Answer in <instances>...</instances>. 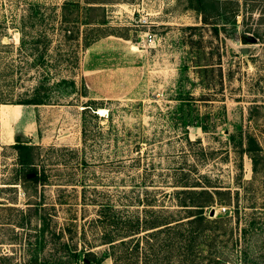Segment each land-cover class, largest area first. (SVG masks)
I'll return each mask as SVG.
<instances>
[{
  "label": "rangeland",
  "instance_id": "1",
  "mask_svg": "<svg viewBox=\"0 0 264 264\" xmlns=\"http://www.w3.org/2000/svg\"><path fill=\"white\" fill-rule=\"evenodd\" d=\"M90 1L0 0V264H61L193 180L264 264V0Z\"/></svg>",
  "mask_w": 264,
  "mask_h": 264
},
{
  "label": "trees",
  "instance_id": "2",
  "mask_svg": "<svg viewBox=\"0 0 264 264\" xmlns=\"http://www.w3.org/2000/svg\"><path fill=\"white\" fill-rule=\"evenodd\" d=\"M88 3L92 2L88 0ZM41 103L33 101L28 104ZM235 141L231 136L232 146L239 151L240 157L249 156L256 172L258 148L255 140L250 137L247 144L241 139V142ZM17 147L25 149L26 146L17 144ZM240 169H243L242 165ZM33 174L34 177L29 180H38L37 173ZM179 186L190 188L177 192L178 195H185L179 198V209L164 216L160 215L159 218L148 216L150 220L145 219L142 222H133L114 209L111 217L114 227L111 226V232L104 230L102 236L97 238L100 240L99 244H88L81 250L65 243L67 255L61 264H105L107 260L112 264H252L246 251H236V247L243 244L241 238L238 239L235 235V229L239 227L238 218L237 221H232L224 216L209 218L205 215L207 208L229 205L230 191L206 185L198 180ZM100 215L107 218L103 212ZM102 221L95 220V226ZM251 226L252 224H248L250 229ZM246 231L243 230V233L246 234ZM245 239L246 236L242 238L244 242ZM102 245H105L103 250H93Z\"/></svg>",
  "mask_w": 264,
  "mask_h": 264
},
{
  "label": "bare ground",
  "instance_id": "3",
  "mask_svg": "<svg viewBox=\"0 0 264 264\" xmlns=\"http://www.w3.org/2000/svg\"><path fill=\"white\" fill-rule=\"evenodd\" d=\"M16 107H18V105H16ZM106 113H107V110L99 109V113H98L99 115H105ZM13 114H14L13 111H10V112L3 111L2 112V117H3L4 120H11L12 117L14 118Z\"/></svg>",
  "mask_w": 264,
  "mask_h": 264
},
{
  "label": "built area",
  "instance_id": "4",
  "mask_svg": "<svg viewBox=\"0 0 264 264\" xmlns=\"http://www.w3.org/2000/svg\"><path fill=\"white\" fill-rule=\"evenodd\" d=\"M147 42H152V35L151 34H147V39H146ZM222 210L225 211V208H222Z\"/></svg>",
  "mask_w": 264,
  "mask_h": 264
},
{
  "label": "water",
  "instance_id": "5",
  "mask_svg": "<svg viewBox=\"0 0 264 264\" xmlns=\"http://www.w3.org/2000/svg\"><path fill=\"white\" fill-rule=\"evenodd\" d=\"M33 176H34V174H30L29 175L30 178L33 177ZM210 215H211V217L214 216L215 215V210H212Z\"/></svg>",
  "mask_w": 264,
  "mask_h": 264
}]
</instances>
